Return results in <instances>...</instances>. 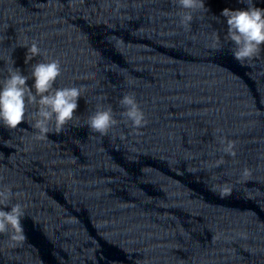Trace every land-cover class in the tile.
Listing matches in <instances>:
<instances>
[{
	"label": "clouds",
	"instance_id": "clouds-1",
	"mask_svg": "<svg viewBox=\"0 0 264 264\" xmlns=\"http://www.w3.org/2000/svg\"><path fill=\"white\" fill-rule=\"evenodd\" d=\"M247 10L223 9L221 15L227 20V33L225 39L230 41L233 58L244 63L257 57L264 46V9L252 5V0H246ZM178 6L187 10L181 16V25L190 27L193 21L192 12L199 9H207L204 0H176ZM215 42L219 43V35L215 34ZM25 63H28L36 56H42L41 49L36 42L26 46ZM14 64V61H13ZM61 75L59 60L50 62H37L32 65L31 77L34 84L30 88L27 84L29 76L21 74L19 68H10L7 76L0 85V122L9 130L17 127L26 121L28 105H35L37 111L33 113L34 123L26 121L36 129L37 139H46L47 134L52 131L49 127L54 124L56 134L63 132L65 125L74 117L78 108V99L81 98L79 87H56V80ZM34 89V91H33ZM121 106L125 109L122 113L135 128L142 127L145 120L144 114L139 109L134 95L126 94L120 100ZM117 124L114 119L111 107L100 108L89 117L88 127L92 132L100 135H107L110 128ZM234 145L228 143L224 151L235 156ZM249 174L245 169L244 175ZM11 190L0 191V234L8 233L11 230L10 239L22 241L25 239L21 219L24 216L23 207L17 203L9 205L7 201L11 198ZM10 206V210H4Z\"/></svg>",
	"mask_w": 264,
	"mask_h": 264
}]
</instances>
